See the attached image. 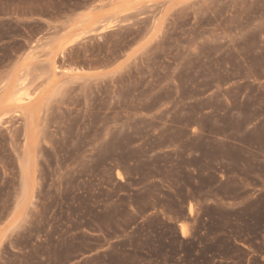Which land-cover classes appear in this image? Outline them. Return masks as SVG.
<instances>
[{"label":"rangeland","instance_id":"obj_1","mask_svg":"<svg viewBox=\"0 0 264 264\" xmlns=\"http://www.w3.org/2000/svg\"><path fill=\"white\" fill-rule=\"evenodd\" d=\"M0 264H264V0H0Z\"/></svg>","mask_w":264,"mask_h":264}]
</instances>
